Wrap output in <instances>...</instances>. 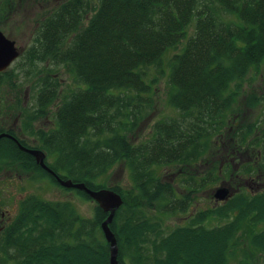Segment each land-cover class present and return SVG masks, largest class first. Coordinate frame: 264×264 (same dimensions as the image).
I'll return each instance as SVG.
<instances>
[{
  "label": "trees",
  "instance_id": "trees-1",
  "mask_svg": "<svg viewBox=\"0 0 264 264\" xmlns=\"http://www.w3.org/2000/svg\"><path fill=\"white\" fill-rule=\"evenodd\" d=\"M93 1L61 5L42 25L39 50L29 54L31 61L66 65L78 83L57 107V127L41 135L46 161L54 157L48 167L62 179L100 190L106 186L97 181L125 161L132 189L110 188L124 200L110 225L123 264H229L231 258L242 260L245 249L246 258L249 251L264 252V228L252 227V222L264 224V193L244 202L236 198L232 205L241 215L233 224L206 225L223 214L219 207L167 231L164 216L188 212L193 197L179 198L158 174L162 167L184 168L210 158L218 123L232 109L247 75L264 63V0ZM179 48L168 61V103L178 117L158 121L151 139L133 144L129 135L143 110L132 108L135 102L140 108L151 102L157 82L149 71L162 75L168 52ZM6 75L0 73V88ZM58 90L56 79L42 80L41 111L46 113ZM23 156V162L60 185L32 156L0 139V160ZM210 181V176L199 186L195 181L190 193ZM95 212V218L85 219L69 202L26 199L3 232V259L9 260V250L17 264H110L101 228L109 214L98 205Z\"/></svg>",
  "mask_w": 264,
  "mask_h": 264
},
{
  "label": "rangeland",
  "instance_id": "rangeland-1",
  "mask_svg": "<svg viewBox=\"0 0 264 264\" xmlns=\"http://www.w3.org/2000/svg\"><path fill=\"white\" fill-rule=\"evenodd\" d=\"M1 1L2 0H0V30L8 39L14 41L18 48H23L24 52L22 51L21 56L5 72L10 76L6 75L0 88V124L2 123L1 120L8 116L14 121L20 117L21 121L19 125L21 126L24 123V126H22L23 131L30 134L29 136L31 137L34 136V138H38L40 142L42 133L57 127L55 116L57 107L63 98L78 86V83L75 82L73 73L64 64H56L51 61L43 62L35 59L31 61L29 55L32 54L30 49L33 45V38L31 39V36L32 31L36 29L41 19L46 17L57 5H61L67 0H50L47 2L41 0H27V2L23 1V3H21L20 0H15V3H12L13 7L8 6V8L2 7ZM93 3L96 4V2L92 0V4ZM92 15L93 13L88 14L87 18ZM189 31L190 35L194 33V25H192ZM37 42L39 44V39ZM179 51L180 48L176 51L168 52L165 57L164 69H162L164 73L162 75L155 69L149 71V78L152 79L154 76H157V82L152 85L151 102H143L141 108L139 102H135V106L132 108L133 112H136L138 109L143 110L139 124L132 129L129 135L133 144H140L151 139L153 127L158 121L164 118L178 117V113L168 103V94L170 92L168 86V61ZM47 77L58 81L59 90L54 102L49 105L46 113H44L40 110L38 98L40 94V84L42 80ZM263 79L264 63L261 64L257 70H252L250 74L247 75L244 84L239 88L241 96L239 99H243L247 91H251L252 94L256 95L262 93L258 90L256 91V88L260 85L261 80L264 84ZM243 87H245V89L242 91ZM239 99H236V101L238 102ZM10 108L13 110V115L11 112L9 113ZM226 118L227 117H225L223 121H225ZM27 123H29V127H32L29 128ZM40 148H43L42 141ZM230 154V151H222L224 158H227ZM22 160L26 161L27 158L23 156L19 161H12L10 159L0 160V264H17L15 260L11 259V252L9 250L8 252L10 254H7L9 260L3 259L4 253L2 250L5 245L2 241V235L4 234V229L14 223L20 213L22 204L30 197L51 203L69 202L75 207L77 213L81 217L91 220L96 217L95 211L98 204L95 201L85 199L76 189H67L54 183L47 175L45 176L39 173V171H35L31 165L32 163H25ZM53 162L54 157L52 156L46 161L48 166L50 164L52 165ZM212 164L213 159L211 154L210 158H202L199 162L187 165L184 168L180 164L160 168L158 173L159 176L173 185L179 198L185 197L188 194H191L193 197L188 212H178L176 214H167L164 216V226L167 231L177 226L188 225L190 221L204 214V211L219 207H224L223 214L210 219L206 225L212 228L227 225L229 223L233 224V221L240 219L241 209L236 208L234 204L232 205V202L236 198L241 199L242 202H244L245 198H252V194L249 193L251 187L253 189H259L260 191L264 190L261 188L264 186V180L258 183L253 180V178H251V180H239L241 178H233L230 180L227 177L224 184L227 186L231 183L233 184V190L235 189L233 195L238 192V189H240L241 192L233 199L230 200V198H227V202L215 205L214 203L218 202L215 198L216 191L225 187V185H220L222 180L218 175V168H216V166L212 167ZM250 169L252 171L253 168L250 167ZM208 172H211V174ZM208 176H210V182L200 187L196 192L190 193L192 189H194L193 184L195 181L196 186H199L202 180L206 179ZM250 176L253 177L252 175ZM97 182L98 184H104L108 189L119 187L124 193L130 191L133 187L131 173L125 161L115 165ZM230 205L232 206L229 208ZM195 216L196 218H194ZM246 217L248 224L250 216ZM252 224L253 229L257 230V232L262 231L264 228V224L262 223L259 224V226H257L256 222H252ZM245 250L247 252L248 249ZM246 252L245 254L243 253L244 257H242V260H233L234 258H231L229 264H246L245 262H248L247 264H264V252H259L256 249L254 250L255 253L251 255L249 251L247 258Z\"/></svg>",
  "mask_w": 264,
  "mask_h": 264
},
{
  "label": "flooded vegetation",
  "instance_id": "flooded-vegetation-1",
  "mask_svg": "<svg viewBox=\"0 0 264 264\" xmlns=\"http://www.w3.org/2000/svg\"><path fill=\"white\" fill-rule=\"evenodd\" d=\"M23 1L27 2V0H20L21 3H23ZM41 1L47 2L50 0ZM68 1L70 0L65 1V3ZM12 3H15V0L1 1V5L4 8H8V6L13 7ZM63 4L64 3L61 5ZM61 5H57L56 8H54L46 17L41 19V21L37 24L38 26L36 29L32 31L31 39L33 38V45L30 51L37 52L39 50L37 40L43 38L44 34L42 31V25L49 17L55 14L56 10L59 9ZM17 49H19L20 53H22V51L24 52L23 48L19 47ZM245 87H243L242 91ZM257 90L262 92L260 94L263 95H256L252 94L251 91H247V94L244 95L241 100L239 99L241 98L239 95L237 98L239 101L234 102L226 120L219 122L217 125L213 140L212 167L216 166V168H218V175L222 180V183L220 184L221 186L225 185L224 182L227 180V177L230 180L233 178H241L239 180H251V178H253V180L258 183H261V180H264V84L262 83V80L260 85L257 86L256 91ZM10 112L13 115V110L11 108L9 113ZM1 121L0 135L6 134L7 136L3 138L10 140L17 148L20 149L19 144H21L23 147L30 150H42L40 148L41 141L39 142L38 138H34V136L31 137L29 136L30 134L23 131L22 126H24V123L21 126L19 125L21 121L20 117L14 121L8 116L3 118ZM27 126L29 127V123H27ZM223 150L226 152L230 151L231 154L228 155L227 158H224L222 155ZM25 153L28 154L27 152ZM33 159L35 158L33 157ZM250 167L253 168L252 171ZM225 187L229 190L227 198H230V200L241 192V190L238 189V192L233 195V191L235 189L233 190L232 183L228 186L225 185ZM261 188L264 189V186ZM249 191L252 196H256L264 192V190L260 191L259 189H253L252 187ZM227 200L228 199L220 202L218 201L214 204L219 205L220 203L227 202Z\"/></svg>",
  "mask_w": 264,
  "mask_h": 264
},
{
  "label": "water",
  "instance_id": "water-1",
  "mask_svg": "<svg viewBox=\"0 0 264 264\" xmlns=\"http://www.w3.org/2000/svg\"><path fill=\"white\" fill-rule=\"evenodd\" d=\"M20 51L16 47V43L8 39L0 31V73L6 72L7 69L19 58ZM7 136L6 134L0 135V139ZM19 144V143H18ZM20 149L28 154L32 155L37 164L49 174H51L55 180L64 188L77 189L84 191L98 206L108 213V218L102 223L101 228L104 234L106 242L109 244L110 249V264H123L119 261V248L118 241L111 230L112 224L117 211L123 206L124 200L120 194L116 191L108 188L100 190H92L84 183H74L72 180H65L60 178L52 169L46 164L47 155L42 150H30L19 144ZM229 194V190L226 187H222L216 191L215 198L217 201L226 200Z\"/></svg>",
  "mask_w": 264,
  "mask_h": 264
},
{
  "label": "bare ground",
  "instance_id": "bare-ground-1",
  "mask_svg": "<svg viewBox=\"0 0 264 264\" xmlns=\"http://www.w3.org/2000/svg\"><path fill=\"white\" fill-rule=\"evenodd\" d=\"M11 41H12V40H11ZM16 47H17V46H16ZM17 48H18V47H17ZM20 56H21V53H20ZM20 56H19V57H20Z\"/></svg>",
  "mask_w": 264,
  "mask_h": 264
}]
</instances>
